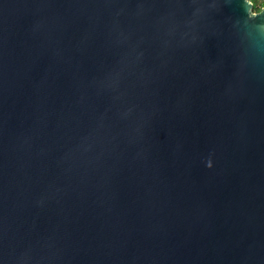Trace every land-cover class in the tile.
I'll use <instances>...</instances> for the list:
<instances>
[{
  "label": "water",
  "instance_id": "95a60500",
  "mask_svg": "<svg viewBox=\"0 0 264 264\" xmlns=\"http://www.w3.org/2000/svg\"><path fill=\"white\" fill-rule=\"evenodd\" d=\"M252 7L0 0V264H264Z\"/></svg>",
  "mask_w": 264,
  "mask_h": 264
},
{
  "label": "trees",
  "instance_id": "16d2710c",
  "mask_svg": "<svg viewBox=\"0 0 264 264\" xmlns=\"http://www.w3.org/2000/svg\"><path fill=\"white\" fill-rule=\"evenodd\" d=\"M253 4L252 10L259 11L260 8L264 5V0H250Z\"/></svg>",
  "mask_w": 264,
  "mask_h": 264
},
{
  "label": "clouds",
  "instance_id": "9594fccd",
  "mask_svg": "<svg viewBox=\"0 0 264 264\" xmlns=\"http://www.w3.org/2000/svg\"><path fill=\"white\" fill-rule=\"evenodd\" d=\"M209 167H211V163H209V165H208Z\"/></svg>",
  "mask_w": 264,
  "mask_h": 264
}]
</instances>
